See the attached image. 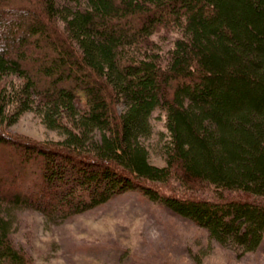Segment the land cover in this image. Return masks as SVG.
I'll use <instances>...</instances> for the list:
<instances>
[{
    "label": "trees",
    "instance_id": "trees-1",
    "mask_svg": "<svg viewBox=\"0 0 264 264\" xmlns=\"http://www.w3.org/2000/svg\"><path fill=\"white\" fill-rule=\"evenodd\" d=\"M155 109L161 166L142 143ZM25 111L62 138L9 133ZM130 189L220 244L258 246L264 0H0V264H33L11 207L61 221Z\"/></svg>",
    "mask_w": 264,
    "mask_h": 264
},
{
    "label": "rangeland",
    "instance_id": "rangeland-1",
    "mask_svg": "<svg viewBox=\"0 0 264 264\" xmlns=\"http://www.w3.org/2000/svg\"><path fill=\"white\" fill-rule=\"evenodd\" d=\"M174 36L165 29L154 35L164 49ZM150 123L151 133L142 143L148 160L161 166L169 138L164 111L155 109ZM6 129L38 141L62 138L33 111L23 112ZM10 215L12 238L33 264H264V232L255 249L241 252L218 243L203 227L135 189L61 221L19 206L11 207Z\"/></svg>",
    "mask_w": 264,
    "mask_h": 264
}]
</instances>
